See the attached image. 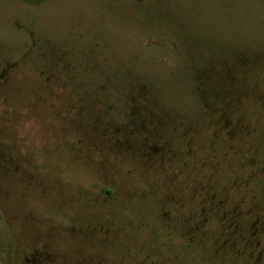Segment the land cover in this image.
I'll list each match as a JSON object with an SVG mask.
<instances>
[{"label":"rangeland","instance_id":"1","mask_svg":"<svg viewBox=\"0 0 264 264\" xmlns=\"http://www.w3.org/2000/svg\"><path fill=\"white\" fill-rule=\"evenodd\" d=\"M92 242L264 262V0H0V264Z\"/></svg>","mask_w":264,"mask_h":264},{"label":"flooded vegetation","instance_id":"2","mask_svg":"<svg viewBox=\"0 0 264 264\" xmlns=\"http://www.w3.org/2000/svg\"><path fill=\"white\" fill-rule=\"evenodd\" d=\"M212 197L211 198H209L211 201L209 202V205H207V210L210 212L211 211V209H213V207H215L217 204H216V202H214V201H216L217 200V196L215 195V194H212L211 195ZM219 202V205L221 206V199H220V201H218ZM234 220V219H233ZM234 221H236V220H234ZM231 223H233V222H231ZM238 223H236L235 225H237ZM227 229L228 230H230V229H233V228H224L223 229V231H222V234L225 236V239L226 240H224V243H226L227 242V237H228V232H227ZM79 230H83V231H79V236H81V234L80 233H91V232H89V230L87 229V228H79ZM234 231H237L235 228L233 229V232ZM233 234V233H232ZM236 236V235H235ZM239 236V235H238ZM237 240L234 242V241H232V240H230V243H227L228 245H233L234 243H238V242H240L239 241V239H242V238H236ZM234 242V243H233ZM190 243H191V241H189V242H187L186 243V245L189 247V246H191L190 245ZM86 244V243H85ZM85 244L83 243V247H85ZM127 242H122L121 244L120 243H118V248H120V249H122V250H127ZM225 246V245H224ZM78 250H79V248H78V246H75ZM240 247H241V250L243 249V246H241L240 245ZM135 249H137V247H134ZM226 248V247H225ZM86 249H89V250H91V254H89L90 256H86V254L84 255V256H86V257H88V258H85L86 259V261L85 262H81V264H124V262H125V258H123V257H121V256H116L115 257V259H114V261H107V260H105V259H103V258H100V257H98L96 254H93L94 252H95V245H94V243L92 242V243H90L88 246H87V248ZM93 249V250H92ZM240 252V251H239ZM75 254H79V252L76 250L75 251ZM135 256H131L130 257V261L131 262H129V264H165V262L163 261V260H160V261H157V262H155V261H150V260H148L147 258H138L137 256H138V253L136 252L135 254H134ZM119 257H121V258H119ZM243 257V256H242ZM242 257H240V259H242ZM240 259H237V262L236 261H234V264H241V263H238L239 262V260ZM247 260H248V258H246ZM252 258H250L249 260H251ZM259 258H255V261H259L258 260ZM84 261V260H83ZM242 261H243V259H242ZM262 261V260H261ZM231 264H233V262H231ZM261 264H264V262H262Z\"/></svg>","mask_w":264,"mask_h":264}]
</instances>
